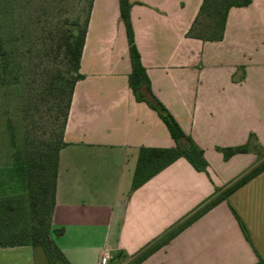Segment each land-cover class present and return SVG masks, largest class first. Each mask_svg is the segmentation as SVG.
I'll return each instance as SVG.
<instances>
[{"label":"crops","instance_id":"1","mask_svg":"<svg viewBox=\"0 0 264 264\" xmlns=\"http://www.w3.org/2000/svg\"><path fill=\"white\" fill-rule=\"evenodd\" d=\"M205 0H130L135 42L154 95L205 152L133 189L143 148L176 147L130 86L120 0H93L66 146L54 240L70 264H125L185 224L264 161V0L232 7L222 38L198 33ZM207 19L208 15L205 13ZM248 146L226 159L223 149ZM243 225L246 231L243 228ZM264 259V171L138 264H256ZM0 264H51L32 244L0 246Z\"/></svg>","mask_w":264,"mask_h":264},{"label":"rangeland","instance_id":"2","mask_svg":"<svg viewBox=\"0 0 264 264\" xmlns=\"http://www.w3.org/2000/svg\"><path fill=\"white\" fill-rule=\"evenodd\" d=\"M91 2L0 0V35L7 53L0 73V242L26 240L24 234L35 224H50V200L43 201L38 179L30 184L17 165L27 160L38 163L40 153L57 143L61 121L56 118L64 86L57 77L67 76L68 70L59 44L75 30V21L85 23ZM212 24L214 20L204 14L198 33L210 35Z\"/></svg>","mask_w":264,"mask_h":264},{"label":"trees","instance_id":"3","mask_svg":"<svg viewBox=\"0 0 264 264\" xmlns=\"http://www.w3.org/2000/svg\"><path fill=\"white\" fill-rule=\"evenodd\" d=\"M252 1L253 0H205L204 6L202 7V14L206 13L209 19L214 20V24L209 26L210 35L208 36L214 39L222 38V33L229 10L232 7L249 6ZM92 7L93 0L91 2L90 12L85 23L81 24L79 21H75L73 23L75 30H72L71 33L66 38L62 39L59 44V48L63 50L64 58L67 61L68 70L66 72L67 76L59 73L57 77L59 79L58 81L64 83L58 102L59 110L56 118L57 120L61 121V134L57 140V143L52 149H46L40 153V160L38 163L34 162L33 160H27L19 161V164L17 165V169L20 173H26L25 178H29L28 181L30 184H33L36 178L38 179V182L37 179L35 181L38 185V193L43 196V201L45 202L47 199L50 200V224L47 227H44L39 223L35 224L29 234H24V237H27L29 240L26 239L17 242H0V246H15L24 244L40 246L45 250L51 264H70L54 240V235L59 236L64 231L53 229L52 216L54 207L56 205L60 151L66 146L64 139L65 130L69 120L75 86L77 82L83 78V75L80 72L81 59L86 43ZM120 10L121 17L127 30L132 60L130 86L139 102H146L152 109L158 112L160 118L170 131L172 138L176 142V147L171 149L143 148L141 150L138 167L134 177L133 189L141 187L146 181L182 157L190 161V163L197 170H207L208 162L205 159L204 150L198 147L193 139L185 134L175 117L153 93L151 81L148 77L146 68L142 63V58L135 42L134 29L131 20L130 0H120ZM6 54L4 42L2 36L0 35V73L3 69V62L6 61ZM53 85L55 86L56 82L53 83ZM25 112H27V109ZM248 150V146H242L236 148H226L222 151L225 158L229 159L234 155L246 153ZM263 171L264 161L233 185L221 191L213 200L196 212L185 224L180 225L174 230H171L166 235L165 240L142 252L134 260L133 264H138L146 259L158 248L178 235L187 225L198 219L200 216L222 201L228 199L230 195H232L239 188L244 186ZM243 228L246 231L244 225ZM256 264H264V259H260Z\"/></svg>","mask_w":264,"mask_h":264},{"label":"built area","instance_id":"4","mask_svg":"<svg viewBox=\"0 0 264 264\" xmlns=\"http://www.w3.org/2000/svg\"><path fill=\"white\" fill-rule=\"evenodd\" d=\"M109 259H110V257H109L108 255L105 256V257L103 258V260H102V264H107L108 261H109Z\"/></svg>","mask_w":264,"mask_h":264}]
</instances>
